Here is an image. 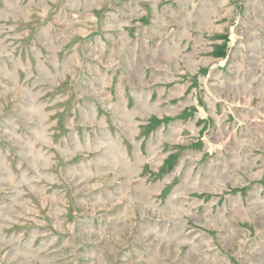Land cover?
<instances>
[{"label": "rangeland", "instance_id": "obj_1", "mask_svg": "<svg viewBox=\"0 0 264 264\" xmlns=\"http://www.w3.org/2000/svg\"><path fill=\"white\" fill-rule=\"evenodd\" d=\"M0 264H264V0H0Z\"/></svg>", "mask_w": 264, "mask_h": 264}]
</instances>
